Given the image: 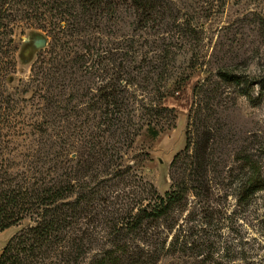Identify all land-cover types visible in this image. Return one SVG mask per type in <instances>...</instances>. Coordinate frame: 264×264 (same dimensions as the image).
<instances>
[{"label":"trees","instance_id":"16d2710c","mask_svg":"<svg viewBox=\"0 0 264 264\" xmlns=\"http://www.w3.org/2000/svg\"><path fill=\"white\" fill-rule=\"evenodd\" d=\"M120 8L133 11L135 30L166 17L161 0H0V232L29 222L6 243L0 264H160L164 258L185 259L187 251L200 254L201 247L189 245L169 217L185 200V183L163 196L133 190L127 204V196L115 190L113 182L129 170L121 168L123 149L137 136L132 106L144 112L150 140L158 138L170 112L158 104L164 95L145 104L132 89L164 74L166 59H148L150 71L143 73L130 64L146 40L139 38V44L133 35L103 41L105 15ZM16 28L41 31L48 40L30 68L28 101L15 100L3 85L15 68ZM217 76L239 83L224 69ZM28 108L40 120L28 123ZM37 135L38 147L20 153L17 140ZM193 160L199 170L203 159L197 151ZM251 171L243 200L264 189L258 169ZM201 185L197 181L196 196ZM176 226L177 238L166 243L163 234Z\"/></svg>","mask_w":264,"mask_h":264},{"label":"rangeland","instance_id":"374dc122","mask_svg":"<svg viewBox=\"0 0 264 264\" xmlns=\"http://www.w3.org/2000/svg\"><path fill=\"white\" fill-rule=\"evenodd\" d=\"M161 1L166 17L159 24L135 30L130 8L105 15L101 24L104 43L133 35L138 43L146 40L131 68L138 64L143 73L150 71L148 59L165 58L169 64L159 78L151 76L132 88L136 100L144 98L145 104L164 95L158 104L170 111L169 122L150 140L144 133V112L132 106L137 136L123 149L121 168L129 170L113 182L115 190L127 196V204L133 190L143 197L147 192L163 196L177 184L187 185L185 200L169 217L178 221L189 245L201 247L200 254L187 251L185 259L164 258L160 264H264V189L241 199L250 187L252 166L264 179V0ZM14 40L15 68L3 85L15 100L28 101L30 68L48 40L41 31L24 28L15 29ZM163 49L166 55L158 52ZM219 69L239 83L218 78ZM25 115L28 123L40 120L33 109ZM26 139L17 140L22 154L28 146L38 147L33 141L40 142L38 135ZM195 151L203 159L199 170L193 167ZM197 181L204 188L199 196ZM28 225L25 220L0 232V252ZM178 234L176 226L162 237L169 243Z\"/></svg>","mask_w":264,"mask_h":264}]
</instances>
